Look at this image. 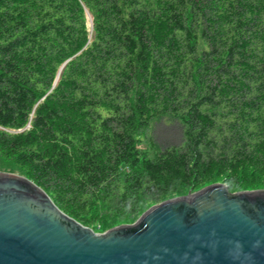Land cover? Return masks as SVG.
Here are the masks:
<instances>
[{
  "label": "trees",
  "instance_id": "trees-1",
  "mask_svg": "<svg viewBox=\"0 0 264 264\" xmlns=\"http://www.w3.org/2000/svg\"><path fill=\"white\" fill-rule=\"evenodd\" d=\"M0 163L99 232L264 189V0H0Z\"/></svg>",
  "mask_w": 264,
  "mask_h": 264
},
{
  "label": "water",
  "instance_id": "water-1",
  "mask_svg": "<svg viewBox=\"0 0 264 264\" xmlns=\"http://www.w3.org/2000/svg\"><path fill=\"white\" fill-rule=\"evenodd\" d=\"M0 264H264V189L213 183L97 232L0 171Z\"/></svg>",
  "mask_w": 264,
  "mask_h": 264
},
{
  "label": "rangeland",
  "instance_id": "rangeland-1",
  "mask_svg": "<svg viewBox=\"0 0 264 264\" xmlns=\"http://www.w3.org/2000/svg\"><path fill=\"white\" fill-rule=\"evenodd\" d=\"M88 15H89V18H90V21H91L92 17H91V15L89 13H88ZM153 135L155 136L154 138L157 141L158 145L164 146V145H168V144L177 142L180 134H179V129L177 128V125H174L172 123H167V122L165 123V121H163V122L160 121L157 124H155V127H152L148 132L143 134L144 137H143V141L140 143V147L143 148V149H147L150 146V140L152 139ZM0 171H2V172H10V173H17L18 174V170L17 169L13 170V169H9V168H3L1 163H0ZM218 183L227 184L224 181H219ZM113 216L114 215H110V217H113ZM135 221L136 220H134V219L133 220H130V219L124 220V221L118 222L119 224L117 223V225H115L114 227H116L118 225H122V224L133 223ZM97 232H99V231H97Z\"/></svg>",
  "mask_w": 264,
  "mask_h": 264
}]
</instances>
